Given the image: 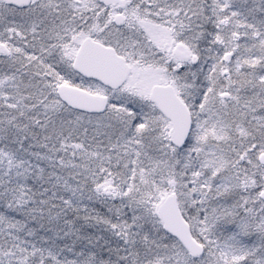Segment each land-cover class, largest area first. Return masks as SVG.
Instances as JSON below:
<instances>
[{
	"label": "snow or ice",
	"instance_id": "snow-or-ice-1",
	"mask_svg": "<svg viewBox=\"0 0 264 264\" xmlns=\"http://www.w3.org/2000/svg\"><path fill=\"white\" fill-rule=\"evenodd\" d=\"M0 264H264V0H0Z\"/></svg>",
	"mask_w": 264,
	"mask_h": 264
}]
</instances>
